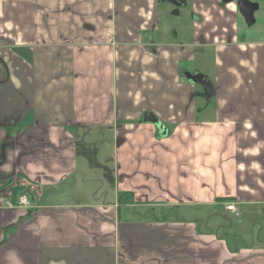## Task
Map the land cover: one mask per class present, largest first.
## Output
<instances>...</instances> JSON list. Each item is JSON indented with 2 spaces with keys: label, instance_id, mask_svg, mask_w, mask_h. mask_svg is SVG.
Instances as JSON below:
<instances>
[{
  "label": "crops",
  "instance_id": "crops-1",
  "mask_svg": "<svg viewBox=\"0 0 264 264\" xmlns=\"http://www.w3.org/2000/svg\"><path fill=\"white\" fill-rule=\"evenodd\" d=\"M240 1L0 0V264H264Z\"/></svg>",
  "mask_w": 264,
  "mask_h": 264
},
{
  "label": "rangeland",
  "instance_id": "rangeland-1",
  "mask_svg": "<svg viewBox=\"0 0 264 264\" xmlns=\"http://www.w3.org/2000/svg\"><path fill=\"white\" fill-rule=\"evenodd\" d=\"M252 1V0H251ZM256 1L255 3L258 2V4L260 5V8L258 11H256V14H255V20H256V23L253 25V26H248V24L246 23V21L244 20L243 17L240 18V32L243 33V35H247L249 36V38H252V39H255V38H261L263 37L264 38V0H254ZM178 21H180V19H173V18H170V22L167 23V24H164L163 27L167 30V35H169L170 33H172V30L174 29L175 27V24L178 23ZM91 143H94L91 141ZM99 148V147H98ZM22 189L24 187H14L13 189ZM11 190V197H12V192H14V190ZM97 190H100L96 193H98V197H97V200H103L104 198V195H102V190H109L108 188L106 189H97ZM93 192H95L93 190ZM20 196V195H19ZM91 198V197H90ZM125 211V209H124ZM123 211V213H124ZM237 222V220H234L232 219V221H228V225L230 224H235Z\"/></svg>",
  "mask_w": 264,
  "mask_h": 264
},
{
  "label": "water",
  "instance_id": "water-1",
  "mask_svg": "<svg viewBox=\"0 0 264 264\" xmlns=\"http://www.w3.org/2000/svg\"><path fill=\"white\" fill-rule=\"evenodd\" d=\"M238 7L248 26H252L255 23L254 13L258 8L257 5L243 0L238 3ZM196 82H199L203 86L208 96H212V89L207 79L199 77Z\"/></svg>",
  "mask_w": 264,
  "mask_h": 264
},
{
  "label": "built area",
  "instance_id": "built-area-1",
  "mask_svg": "<svg viewBox=\"0 0 264 264\" xmlns=\"http://www.w3.org/2000/svg\"><path fill=\"white\" fill-rule=\"evenodd\" d=\"M7 205L12 207V206H18L26 209H30L32 204H31V199L27 194H21L18 197L17 202H13L12 197L7 201ZM227 210L232 211V212H237V209L234 204H230L227 207Z\"/></svg>",
  "mask_w": 264,
  "mask_h": 264
},
{
  "label": "trees",
  "instance_id": "trees-1",
  "mask_svg": "<svg viewBox=\"0 0 264 264\" xmlns=\"http://www.w3.org/2000/svg\"><path fill=\"white\" fill-rule=\"evenodd\" d=\"M14 192H12V200L13 202H17V196L22 192V189H13Z\"/></svg>",
  "mask_w": 264,
  "mask_h": 264
},
{
  "label": "flooded vegetation",
  "instance_id": "flooded-vegetation-1",
  "mask_svg": "<svg viewBox=\"0 0 264 264\" xmlns=\"http://www.w3.org/2000/svg\"><path fill=\"white\" fill-rule=\"evenodd\" d=\"M251 3H252V2H251ZM253 4H255V3H253ZM257 7H258V6H257ZM257 9H258V8H257ZM256 11H257V10H256ZM256 11H255V13H256ZM255 13H254V14H255ZM241 15H242V14H241ZM243 18H244V17H243ZM254 18H255V16H254ZM244 20H245V19H244ZM245 21H246V20H245ZM246 23H247V22H246ZM255 23H256V20H255ZM255 23H254V24H255ZM254 24H253V25H254ZM253 25H252V26H253Z\"/></svg>",
  "mask_w": 264,
  "mask_h": 264
}]
</instances>
